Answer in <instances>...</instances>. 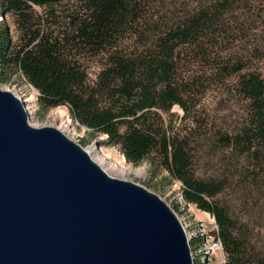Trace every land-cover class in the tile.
<instances>
[{"label":"trees","instance_id":"16d2710c","mask_svg":"<svg viewBox=\"0 0 264 264\" xmlns=\"http://www.w3.org/2000/svg\"><path fill=\"white\" fill-rule=\"evenodd\" d=\"M15 19L16 37L0 24V80L12 81L18 71L47 108L64 106L75 120L104 135V143L119 149L127 162L138 164L151 152L181 185L187 202L213 215L226 256L225 264H264V257L247 250L248 237L238 218L216 196L227 179L199 177L192 167L190 141L180 129L158 121L174 104L183 105L185 88L177 83V61L188 49L214 44L227 31L224 13L248 5V0H210L189 10L161 17L147 0H79L76 16L56 34L45 29L42 15H33L29 2L50 5L53 0H2ZM160 16V17H159ZM158 17V20L156 19ZM142 32L140 48L117 50V40ZM87 48L107 52L93 86L72 55ZM202 55H208L204 49ZM240 71V70H238ZM238 91L249 103L247 120L235 133L217 136L219 143L239 154L260 157L264 151V77L254 71L239 72ZM259 154V155H258ZM258 175L254 176L258 180ZM195 236L189 245L201 248ZM196 258L193 264L200 263Z\"/></svg>","mask_w":264,"mask_h":264},{"label":"rangeland","instance_id":"374dc122","mask_svg":"<svg viewBox=\"0 0 264 264\" xmlns=\"http://www.w3.org/2000/svg\"><path fill=\"white\" fill-rule=\"evenodd\" d=\"M147 1L151 2L153 10L161 11V17H172L210 0ZM248 1L245 7L242 3L234 11L224 13L227 31L217 33L214 44L205 47L202 43L201 48L188 49L180 55L176 80L181 89H186L182 94L183 105L174 104L157 119L163 122L164 128L180 129L190 141L192 167L199 177L227 179L226 188L216 199L242 223L249 242L247 250L264 257V151L260 157L239 154L219 143L216 136L235 133L247 120L249 103L236 86L239 72L254 71L264 77V0ZM29 4L34 16L42 15L45 29L56 34L68 25L69 16H76L80 3L79 0H53L43 7L31 1ZM15 19L0 0V24L8 27L13 38L17 34ZM142 39V32L138 36L121 35L117 50L132 53L140 48ZM204 49L208 55H202ZM72 55L86 76V85L93 86L98 71L107 61V52L75 48ZM12 77V81L0 80V89L10 91L24 103L29 124L62 130L88 153L91 146L102 149L106 162L123 161L126 171L108 174L137 183L158 195L176 213L189 235L195 234L199 224L207 221L205 213L195 210L196 217L182 201L177 181L155 151L138 164L127 162L117 147L103 142L104 135L92 134L64 106L45 107L17 73ZM135 169L142 171L136 174L132 172ZM256 175L258 180L254 179Z\"/></svg>","mask_w":264,"mask_h":264},{"label":"water","instance_id":"95a60500","mask_svg":"<svg viewBox=\"0 0 264 264\" xmlns=\"http://www.w3.org/2000/svg\"><path fill=\"white\" fill-rule=\"evenodd\" d=\"M0 264H193L175 212L0 89Z\"/></svg>","mask_w":264,"mask_h":264},{"label":"built area","instance_id":"2783aa9c","mask_svg":"<svg viewBox=\"0 0 264 264\" xmlns=\"http://www.w3.org/2000/svg\"><path fill=\"white\" fill-rule=\"evenodd\" d=\"M17 74L20 77V79L22 80V82H24L25 84L30 86L36 95L37 92L27 82V80L22 76L21 72L18 71ZM177 186H178L177 190H179L180 198L186 204V206L188 208H191L192 211H194V213H195V210H199L194 203L187 202L185 200V198L181 192V189H180L181 185L178 181H177ZM199 211L205 213V215L207 216V221L204 224L200 223L198 229L196 230L195 234H193V235L188 234L187 228L184 225H182L181 220L178 218L181 225H182V228L184 229V232H185V235L188 239V242H190V239L192 237H195V236H200L203 239L201 242V248L197 249L196 251L194 249L192 250L190 248L192 259L195 260L196 258H199L198 260L200 261V263H203V264H214V263L215 264H225L226 256L224 254V251L222 249V244H221L220 238L218 236V227H217L216 221H215L213 215H211L210 213L202 211V210H199ZM195 216H196V213H195ZM189 247H190V245H189ZM215 255H218V257Z\"/></svg>","mask_w":264,"mask_h":264},{"label":"bare ground","instance_id":"6f19581e","mask_svg":"<svg viewBox=\"0 0 264 264\" xmlns=\"http://www.w3.org/2000/svg\"><path fill=\"white\" fill-rule=\"evenodd\" d=\"M27 112V111H26ZM66 127V126H62ZM62 131V130H61ZM89 156L93 161H95L106 173L109 172H119L122 173L126 171L127 168H125L123 161H114L112 162H106V155L104 154L103 150H96L95 146L90 147V153H88ZM142 170H132V172L139 174Z\"/></svg>","mask_w":264,"mask_h":264}]
</instances>
